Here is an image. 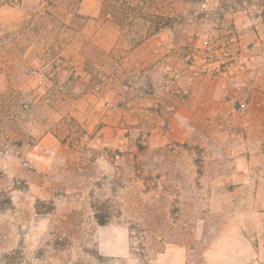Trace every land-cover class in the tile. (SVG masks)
I'll use <instances>...</instances> for the list:
<instances>
[{"label": "rangeland", "instance_id": "rangeland-1", "mask_svg": "<svg viewBox=\"0 0 264 264\" xmlns=\"http://www.w3.org/2000/svg\"><path fill=\"white\" fill-rule=\"evenodd\" d=\"M141 1L171 28L135 44L102 0H0V94L40 113L0 139V264H264V0Z\"/></svg>", "mask_w": 264, "mask_h": 264}, {"label": "trees", "instance_id": "trees-1", "mask_svg": "<svg viewBox=\"0 0 264 264\" xmlns=\"http://www.w3.org/2000/svg\"><path fill=\"white\" fill-rule=\"evenodd\" d=\"M139 1L137 3L136 0H102L99 10V17L104 21L113 22L122 31L125 30L127 38L131 36L133 38L131 40L135 44L141 43L147 36L171 28L169 17L146 13L145 7H143L144 3H141L143 1ZM21 95L20 92L12 89L0 94V139L4 141L6 147L12 145L21 147L34 139L31 129L37 126L40 113L32 114L38 109V102L27 103L21 98ZM134 172L140 175L143 170L137 168ZM149 185L150 183L143 184L144 194L150 192ZM164 193L163 187L162 195L157 200L151 198L152 203L143 207L137 205L130 216L131 221L128 227L130 238L137 243V249L143 257L147 255L148 248L155 246L156 240L153 238L155 232L158 230L164 234L166 231L164 208L167 199L164 197ZM101 205L94 207L95 219L100 225H103L108 218V210ZM147 238L150 241H147ZM146 242H150L148 246Z\"/></svg>", "mask_w": 264, "mask_h": 264}]
</instances>
